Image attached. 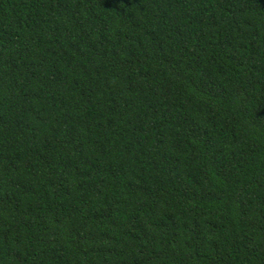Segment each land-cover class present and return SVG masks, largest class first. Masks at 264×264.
Masks as SVG:
<instances>
[{
  "label": "trees",
  "instance_id": "1",
  "mask_svg": "<svg viewBox=\"0 0 264 264\" xmlns=\"http://www.w3.org/2000/svg\"><path fill=\"white\" fill-rule=\"evenodd\" d=\"M0 264H264V0H0Z\"/></svg>",
  "mask_w": 264,
  "mask_h": 264
}]
</instances>
